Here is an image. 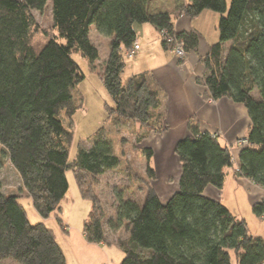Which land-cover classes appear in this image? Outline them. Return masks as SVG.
Here are the masks:
<instances>
[{
  "label": "trees",
  "instance_id": "obj_1",
  "mask_svg": "<svg viewBox=\"0 0 264 264\" xmlns=\"http://www.w3.org/2000/svg\"><path fill=\"white\" fill-rule=\"evenodd\" d=\"M45 2L0 0V148L41 218L60 211L69 188L66 172L71 171L80 196L91 203L82 228L86 242L110 244L94 189L98 178L118 170L121 161L103 131L89 150L79 147L76 159L68 160L71 119L80 107L72 91L84 78L73 55L93 66L99 60L91 29L109 39L100 74L114 105L108 115L146 129L138 138L141 142L166 128L161 89L153 76L123 78L124 52L136 44L134 27L151 25L165 33L163 49L181 44L189 53L196 50L198 35L176 32L173 18L193 19L204 11L219 15V40L201 59L204 76L198 83L213 101L228 98L246 109L249 146L239 154L236 176L264 190V0H231L229 5L226 0H188L174 15L149 14L150 0H51V35L39 30L33 15L34 8ZM37 34L45 39L41 45L34 42ZM188 129L190 136L174 149L181 165L178 190L166 203L151 186L155 174L150 167L148 178L129 166L122 168L130 180L124 191L138 184L145 196L137 203L119 195L115 218L107 222L111 233L121 229L128 233L126 240H117L124 255L120 264H232V254L238 264H264V240L251 235L245 220L220 201L204 196L208 187L223 188L225 169L233 167L229 150L196 124L190 122ZM143 151L149 161L152 151ZM20 198L0 194V260L66 264L53 231L43 223L30 225ZM252 212L263 217L264 200ZM58 222L62 224L59 218Z\"/></svg>",
  "mask_w": 264,
  "mask_h": 264
},
{
  "label": "crops",
  "instance_id": "obj_2",
  "mask_svg": "<svg viewBox=\"0 0 264 264\" xmlns=\"http://www.w3.org/2000/svg\"><path fill=\"white\" fill-rule=\"evenodd\" d=\"M186 5L188 0H150L148 13L174 15L179 8ZM208 12L204 11L193 19L183 15L173 18L176 32H195L198 35L196 50L187 53L183 60L176 58L171 51L163 49L160 34L153 26L144 24L134 27L136 44L139 45L140 50L135 58L126 64L123 78L128 79L133 75L148 73L156 80L162 92L160 109L165 115L166 130L161 135L150 134L149 138L153 143L148 148L152 151V157L147 162V166L156 171L158 179L150 183L162 203H166L178 190L181 165L174 149L177 142L190 136L188 129L190 122L196 124L202 132L216 134L226 148L232 146L237 139L246 137L250 126L247 111L243 106L233 103L228 98L219 101L211 100L207 88L198 83L204 76L201 59L208 54L210 47L218 42L219 35L217 30L219 16L208 14ZM208 20L214 31L210 37L208 27L203 24ZM92 30L96 31L94 28ZM241 150L235 146L230 150L233 167L225 169L223 188L218 191L208 187L204 196L220 201L232 215L245 220L251 235L264 240V217H256L252 212V207L264 200V190L245 178L237 177L234 173L238 168ZM111 172L113 171H108L101 177ZM173 176L175 179L173 183H170V178ZM140 187L144 190L142 186ZM143 193L145 196V192ZM115 215L114 210V213L106 217L103 224L106 238L108 242L111 241V244L115 241L112 239L113 236L121 234L120 232L113 234L107 228V221L114 219ZM64 227L62 231L64 233L59 232V240L55 233L53 234L64 253L66 264L70 261H72L71 264H80L88 251L95 254L98 252L100 260L112 264L108 261L110 252H107L110 246L87 243L82 233L83 225L75 235L73 233L77 229L73 230L67 223Z\"/></svg>",
  "mask_w": 264,
  "mask_h": 264
},
{
  "label": "rangeland",
  "instance_id": "obj_3",
  "mask_svg": "<svg viewBox=\"0 0 264 264\" xmlns=\"http://www.w3.org/2000/svg\"><path fill=\"white\" fill-rule=\"evenodd\" d=\"M226 1L229 5L231 0ZM50 2L51 0H46L43 6L39 8L35 7L33 10V15L39 30L51 35L53 22ZM208 14L214 15L215 13L208 12ZM217 16L219 15L217 14ZM203 24L205 27H208L207 30H209V37L210 35H213L214 31L211 29L210 21H204ZM90 36L92 43L99 51V60L94 64V66L91 65L87 59L79 55H73V59L79 66L84 78L72 91L74 100L80 107L77 109L71 119L73 138L69 147L68 160L69 162H72L76 159L79 147L83 148L84 150H89L93 146L96 135L99 132L103 131V133L106 135L107 140L110 141L112 145L113 154L121 161L118 170L108 173L104 177L98 178L94 189L96 195L101 201L104 214L107 217L114 213V210L117 206V197L119 195H126L128 199L134 200L137 203H141L143 200V192H145V190H141L142 188L138 184L134 186L132 185L133 187L131 191H124L126 186L130 185V180L127 175L122 174V168L125 169V166H129L132 171L148 178V160L145 157L143 149L150 147L153 141L151 138H149L150 135H148L146 139L139 142V136L144 134L146 129L140 128L137 124L122 123L120 119L108 115V109L113 108L114 105L112 99L109 97L104 88L100 74L102 65L108 58L109 40L94 30L91 31ZM218 40L219 35L217 41ZM43 41H45V39L42 35H35L34 42L36 45H41ZM171 47L172 48L169 51L174 54V47ZM138 52H136L132 59L135 58ZM126 53L127 52H124V58L126 60V64H128L131 62L129 60L132 59H129ZM184 53L185 56L179 60H183L186 57L187 53ZM253 97L255 99H259L258 93H254ZM160 111L162 110L160 109ZM66 123L68 124V121H66ZM212 136L217 137L216 134ZM239 139H237L232 146L227 147L229 152L233 146L239 147ZM1 150L2 149L0 148V194L5 196H21L19 203L23 207L30 225L34 226L39 223H43L48 229L55 233L58 240L60 236L59 232L64 233L62 232V224L64 226V224L67 223L70 228H73V230L77 229L75 233H73L74 235L78 233L77 231L80 229V227H82L84 219L87 218L90 212L91 203L82 199L80 196V192L75 182L73 173L71 171L66 172V179L69 188L65 199L60 205V211L52 214L47 219H43L38 215L35 208L33 207L31 198L28 197L26 192L22 189L21 181L17 175V172L11 167L9 160ZM151 170L155 174V178L152 180L155 181L158 179L156 176V171L154 169ZM234 173H236V171H234ZM174 176L176 177V174ZM174 176L170 178V183H173L175 179ZM58 218L62 222L61 225L58 222ZM118 232L121 234H117L112 238L115 240L114 244H111L110 241V244L107 245L110 246L109 251H107L108 253L110 252L108 261H110L112 264H120L122 258L124 257V255H122V251L117 246V240L122 241L128 237V233L125 230L121 229ZM61 245L63 244L61 243ZM96 253L98 254V252ZM97 254L92 251H88V253L83 256L84 259L80 264H101L103 261L100 260V256ZM231 260L232 264H235V261L236 264H238L237 260L234 259L233 254L231 255ZM71 262L72 261H70L69 264H71ZM0 264L16 263L11 259H5L0 260ZM102 264H107V262L104 261Z\"/></svg>",
  "mask_w": 264,
  "mask_h": 264
},
{
  "label": "built area",
  "instance_id": "obj_4",
  "mask_svg": "<svg viewBox=\"0 0 264 264\" xmlns=\"http://www.w3.org/2000/svg\"><path fill=\"white\" fill-rule=\"evenodd\" d=\"M164 35H165V33L161 32L160 33V39L165 38ZM167 41H168V43L172 42L171 40H167ZM139 50H140L139 45L135 44L132 49H130L129 51H126L127 52L126 55H127V57H129V59H132L134 57V55L136 54V52H138ZM174 54H175L176 58H178V59H180V58L185 56L184 49H183L181 44L174 45ZM212 135H215V134H212ZM238 144H239L238 145L239 148H241V149H243L244 147L249 146V143H248L247 139L246 138H242V137L239 139Z\"/></svg>",
  "mask_w": 264,
  "mask_h": 264
}]
</instances>
